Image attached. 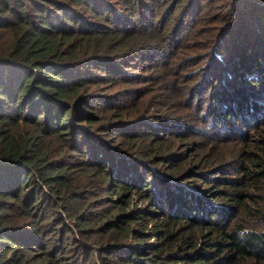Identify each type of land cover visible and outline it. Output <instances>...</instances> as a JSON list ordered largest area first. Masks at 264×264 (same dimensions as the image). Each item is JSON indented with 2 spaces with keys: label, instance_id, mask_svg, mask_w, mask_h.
Returning a JSON list of instances; mask_svg holds the SVG:
<instances>
[{
  "label": "rangeland",
  "instance_id": "374dc122",
  "mask_svg": "<svg viewBox=\"0 0 264 264\" xmlns=\"http://www.w3.org/2000/svg\"><path fill=\"white\" fill-rule=\"evenodd\" d=\"M91 1L97 5L90 12L82 13L80 5L75 6L78 18L81 16L87 23L109 28L115 33L106 30L101 35L93 32L83 33L80 37L74 35L65 38L69 40L59 46L60 54L75 56L77 66L72 68L79 78H85V90L80 92L86 94L85 100L89 102L86 109L84 106L81 109L90 113L89 120L94 122L84 124L76 119L73 124L85 129L86 135L105 151L108 148L122 153L120 161L124 163L126 177L124 183L120 180L116 183L126 184L129 189L123 191L111 186L114 181L109 173L102 178L99 169L103 168L92 160V156H85L86 148L83 152L78 149L70 151L64 147L69 145L68 142L62 143L55 136L33 137L29 127L13 128L16 136L34 144L47 158L63 160L66 163L65 177L69 178L70 184L67 191H56L55 197L61 200L57 214L62 216L61 220L50 222L51 227L56 223V233L49 236L46 243L49 228H39L35 238L38 245L35 241L28 244L27 239L22 238L26 242L23 244L26 245L28 264H127V258L106 250L107 246L117 251L118 247H134L136 251H130L128 256L137 259L132 264H195L171 256L176 250L163 237L168 220L160 226L159 219L154 216L158 214L157 209L148 203V199H141L139 189L155 193L159 183L160 186L168 183L176 190L201 194L205 203L198 205L200 218L204 211L207 212L206 205L229 206L230 212L223 223L218 222L220 230L236 228L264 233V220L258 218L264 214V176L259 173L260 169L264 170V145L258 142V139H264V104L257 101L259 109L254 107L246 112V107L239 109L223 97L211 102L210 92H203V88L200 95L193 93L210 79L204 74L205 69L215 70L210 67L212 58L215 59L214 65L218 64L220 74V80L219 77L215 79V89L226 90L227 94H231L235 80L239 84L236 64L243 58H249L259 69L257 74L247 69L244 78L254 76V73L264 74V46H261L264 45V31H260L256 41L248 42L264 27V0H243L240 3V0ZM245 1L253 6H245ZM84 5L90 6L86 2ZM244 23L248 26L241 27L237 38L229 34L233 26ZM4 38L1 31L0 45ZM235 40L249 44L243 57L239 53L241 46L235 48ZM131 44L128 51L121 50ZM249 48L255 49L253 54H249ZM254 54L258 56L254 57ZM106 55L111 56V64H104L108 59L102 56ZM222 64L227 70L234 64L235 77L229 78ZM222 77L227 78L225 82L221 81ZM248 82L254 83V80L250 78ZM242 85L245 86L244 82ZM199 96L202 97L200 101ZM229 110L235 113V117L229 114ZM255 113L257 121L251 117ZM231 123L239 126V134H231ZM223 125L226 127L222 129ZM85 141L82 138L76 145ZM257 161L259 167L255 166ZM126 178L133 182L137 178L144 180V186L128 184ZM64 196L73 200L68 205L62 204ZM158 198L164 199V196ZM134 210L140 211L137 215L141 220L125 224L127 215ZM66 212L70 217L64 215ZM37 215L38 218L33 220L40 222L42 215ZM118 216L122 217L120 222L113 224ZM4 219L22 227L23 231L17 233L14 226L9 225L16 232L12 234L19 238L26 232L23 225L31 220L19 210L13 217L5 215ZM185 226V223H176L172 230ZM120 227L127 229V233L117 240L116 232ZM193 232L197 236V246L207 238L217 239L207 224L185 233ZM45 247L51 254H47V260H41ZM142 248H145L144 253L137 251ZM207 253L212 250L208 249ZM5 256L6 259L9 257ZM233 263L264 264V257L259 260L234 258Z\"/></svg>",
  "mask_w": 264,
  "mask_h": 264
},
{
  "label": "trees",
  "instance_id": "16d2710c",
  "mask_svg": "<svg viewBox=\"0 0 264 264\" xmlns=\"http://www.w3.org/2000/svg\"><path fill=\"white\" fill-rule=\"evenodd\" d=\"M84 2L90 6L84 5ZM240 2L243 0L238 3ZM79 5L82 8V13H85L95 9L97 4H93L91 0H0V32L5 34L3 43L0 45V264H28L26 245L23 244L26 242L22 238H26L30 244L37 238L39 228H49V234L44 240L47 243L49 236L56 233L55 230L58 228L55 227L56 223L54 226L52 224L51 227L50 222L62 219V216L57 214V206L61 200L55 197L56 191H67L70 188L69 178L65 177L66 168L64 164L66 163L60 159L47 158L43 151L34 144H28L25 139L16 136L13 128L17 126L29 127L34 134L33 137L55 136L62 143L68 142L69 145L65 143L64 147L69 148L70 151L71 149H78L83 152L86 148L85 156L87 158L92 156V160L103 168V170L99 169L102 178H105V175L109 173L115 183V185L110 183L111 186L123 191L129 189L126 184L116 183V180L124 183L123 179L126 177V172L122 167L124 163L120 161L122 153L109 151L108 148L105 151L104 148L96 145L89 135H86L85 129L73 124L76 119L87 124L94 122L89 120L91 118L90 113L81 109V106L86 109L85 106L89 102L85 100L86 94H83V91L80 92L85 90L83 88L85 84L83 79L85 78H79V74L77 75L72 68L77 66L74 63L75 56L60 54L59 46L69 40L65 38L74 35L80 37L83 33L93 32L95 35H101L100 33H104L106 30L112 32L109 28L96 27L87 23L81 16L78 18L75 6ZM245 6H253V3L246 2ZM238 18L244 20L243 17L238 16ZM243 25L248 26L245 23L238 27L235 25L229 30V34L237 38ZM260 31H264V27H261L256 38H249L248 42L256 41L260 36ZM262 37L264 38V35ZM235 41L237 43L235 48L237 45L241 46L242 49L239 53L243 57L249 44L244 45L240 40ZM261 46L264 45L261 44ZM131 47L132 44L126 45L121 50L125 52ZM249 51L251 52H248L249 54H253L255 49ZM214 55L223 59L218 53ZM254 55V57L258 56ZM102 57L108 59L104 61V64L112 63L110 55ZM213 61H215L214 58H212L210 67L215 68V70L206 68L204 73L210 79L206 80L203 86L198 87L193 93L200 95L209 91L208 96H210L211 102L223 97L227 102L235 103L239 109L246 107V112L254 107L259 109L257 101L264 104V74L255 75L259 69L254 66L253 61L247 57L238 61L236 64L238 65L236 70L239 72L238 74L234 70V64L233 66L230 65L229 70L222 64V68L229 78L232 79L235 74L238 75L240 86L233 79L236 85L230 91L231 94H227L226 90L218 91L215 89L217 87L215 79L219 77L220 80V74L218 64L214 65ZM247 69L253 70L254 76L244 78V72ZM248 75L250 73H247ZM250 78L254 80V83L248 82ZM98 79L100 80V78ZM226 79V77H222L221 81L225 82ZM242 82L245 86L242 85ZM250 84L254 85L250 86ZM202 88L205 90L200 92ZM190 92L192 93L191 88ZM198 98L199 101L202 99L200 96ZM211 107L210 105L209 109ZM228 112L232 117H235L233 111L229 110ZM217 115L219 114L214 116ZM251 117L255 120L257 118L256 113ZM220 122L224 123L223 120ZM242 124L246 126L244 122ZM224 127L226 125H223L222 129ZM230 127L231 134L241 132L237 128L239 126L235 124L232 125L231 123ZM78 130L81 132H77ZM71 135L73 136L72 139L69 138ZM82 138H85L86 141L76 145V142H80ZM258 142L264 145V139L260 138ZM251 158L256 159L257 157L252 156ZM105 165L108 167V172ZM119 166L121 170L118 169ZM255 166L259 167V161ZM259 173L264 176L263 169H260ZM254 174L256 171L252 176ZM127 181H129L128 184H135V186L139 184L144 186L143 182H145L139 178L136 182L130 179ZM146 185L148 186V184ZM160 185V183L157 185L158 192L155 193L149 192V189L147 191L139 189L138 192L142 200L148 199V203L157 209L158 214L152 213V215L155 216V219H159L160 226H164L168 220V226H165L163 237L176 250L171 256H179V260H189L195 264H200L202 261V264H234V258L246 257L259 260L264 257V237H262L264 233L242 231L236 228L230 231L219 229L218 222L223 223L227 212H230L229 206L221 208L216 205H206L207 212L204 211L203 217L200 218L198 205L205 203L201 194L176 190L168 183H163V186ZM161 195L164 196V199L158 198ZM63 200L62 204L68 205L73 199L64 196ZM17 210L22 211L24 216L31 219L28 224L23 225L26 227V232L20 238L12 234L16 232L9 225L12 224L17 233L23 231L22 227L14 225L13 221L9 223L4 219L5 215L13 217ZM138 212L140 211H130L125 224H135L141 220V216L137 215ZM37 213L42 215L40 222L33 220V218H38ZM64 215L67 218L70 217L68 212ZM120 218L122 217L118 216L112 223L120 222ZM258 218L260 221L264 220V214L261 213ZM176 223H185L187 226L173 231V225ZM201 224H207L217 239L213 240L214 238H212L210 240L207 238L200 242L201 246H197L195 232H185L197 228V226L200 227ZM77 231L81 232V229H77ZM69 232L71 231L69 230ZM116 233V239L119 240L121 239L119 237L127 233V229L120 227ZM201 237L203 236L201 235ZM71 239H73L72 236ZM35 242L38 245V241ZM82 248L84 247L82 246ZM105 249L118 252L120 257L127 258L128 260L125 262L127 264H132L137 260L128 257L131 254L130 251H136L134 247H118V251L111 246H107ZM208 249L212 250V253H207ZM44 250L42 257H40L41 260H47V254H51L47 247ZM144 250L145 248H142L137 251L144 253ZM177 252L180 254H176ZM5 255H9V257L6 259ZM23 258L25 260H21ZM146 259L149 261V258Z\"/></svg>",
  "mask_w": 264,
  "mask_h": 264
}]
</instances>
